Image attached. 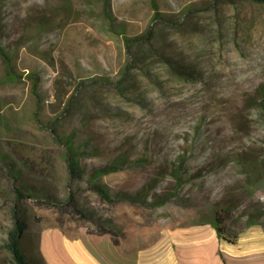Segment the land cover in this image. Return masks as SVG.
Returning a JSON list of instances; mask_svg holds the SVG:
<instances>
[{"label": "rangeland", "instance_id": "1", "mask_svg": "<svg viewBox=\"0 0 264 264\" xmlns=\"http://www.w3.org/2000/svg\"><path fill=\"white\" fill-rule=\"evenodd\" d=\"M0 48V264L15 188L41 264L115 254L65 235L166 228L185 254L217 210L229 239L264 224V3L0 0Z\"/></svg>", "mask_w": 264, "mask_h": 264}, {"label": "crops", "instance_id": "2", "mask_svg": "<svg viewBox=\"0 0 264 264\" xmlns=\"http://www.w3.org/2000/svg\"><path fill=\"white\" fill-rule=\"evenodd\" d=\"M213 223L214 219H206L193 223L195 226L191 225H210L212 232L208 236L209 239L197 234L192 235L189 245H186L185 254L177 251L176 245L166 235V231L172 229L166 228L152 233L145 230L136 231L127 234L116 244L103 237L95 239L64 235L74 241L83 239L91 245L110 244L115 249V254L109 264H264V224L257 220L256 223L246 225L229 243L218 236ZM190 224L192 223L180 224L173 230L185 229Z\"/></svg>", "mask_w": 264, "mask_h": 264}, {"label": "trees", "instance_id": "3", "mask_svg": "<svg viewBox=\"0 0 264 264\" xmlns=\"http://www.w3.org/2000/svg\"><path fill=\"white\" fill-rule=\"evenodd\" d=\"M255 1L264 3V0H255ZM126 43H127V47H129L130 40L126 39ZM0 58L6 67V71H5L6 77L5 78H9V80L15 81L14 79L17 78V74L14 72L12 68L10 58L2 51L1 48H0ZM262 102H263L262 109H263V114H264V92H263ZM56 140L60 142L59 137H56ZM67 144H68L67 146H69L71 150L72 145H71L70 139H67ZM72 157H73V152L70 151L69 154H67L66 159H65L68 171L71 175L73 174V163H74ZM96 190L99 193L103 194L102 189L96 188ZM14 191L16 194V201L11 208V217H12L13 226L11 230L8 232V236H7V240L4 245V248L11 255V258L14 264H41L39 261H36V259L35 260L30 259L31 255L27 257L28 249L25 248V246L28 247L27 243H25V246L22 247V241L27 236L26 232L28 230V227H27L26 221L21 215L20 207H19V202L21 199H23V194L17 188H15ZM222 213L223 212L218 211V210L213 213V219H214L213 225H214V228L218 236L221 239L226 240L227 242L230 243L231 239L227 238V234H226L227 229L222 227V224L224 222L222 218ZM116 243L118 242H114V244ZM30 252L31 251H29V253ZM28 258L30 259V262L28 261Z\"/></svg>", "mask_w": 264, "mask_h": 264}]
</instances>
